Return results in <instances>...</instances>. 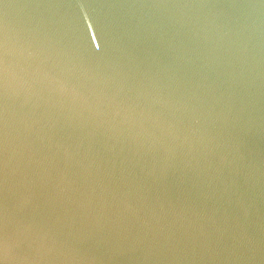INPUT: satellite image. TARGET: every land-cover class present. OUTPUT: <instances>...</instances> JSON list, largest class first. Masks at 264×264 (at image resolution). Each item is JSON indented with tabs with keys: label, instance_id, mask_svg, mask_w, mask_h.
<instances>
[{
	"label": "water",
	"instance_id": "water-1",
	"mask_svg": "<svg viewBox=\"0 0 264 264\" xmlns=\"http://www.w3.org/2000/svg\"><path fill=\"white\" fill-rule=\"evenodd\" d=\"M0 264H264V0H0Z\"/></svg>",
	"mask_w": 264,
	"mask_h": 264
}]
</instances>
